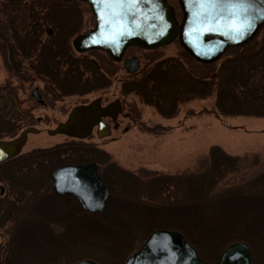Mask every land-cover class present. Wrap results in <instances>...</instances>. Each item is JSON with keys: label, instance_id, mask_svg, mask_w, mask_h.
<instances>
[{"label": "trees", "instance_id": "obj_1", "mask_svg": "<svg viewBox=\"0 0 264 264\" xmlns=\"http://www.w3.org/2000/svg\"><path fill=\"white\" fill-rule=\"evenodd\" d=\"M61 3L62 0H0V41L8 49L6 65L13 76L22 77V63L25 61L27 67L24 70L42 78L51 92L64 95L85 92L86 89H77L85 88L88 84L92 85L90 88H99L103 81L93 86L91 80L97 73L96 67L84 65L80 57L72 54L68 40L77 26L72 27L73 20L65 15ZM187 60L191 59L188 57ZM219 62V67L215 69L214 64L204 65L166 57L139 73V76L130 78L124 85V91L134 93L165 116L173 115L181 101L212 94L215 96L214 110L222 116H264L261 109L264 104L259 102L264 99V96L260 98L264 94V34L258 41L230 49ZM83 70L90 78H83ZM14 99L12 86L6 84L0 88V139L11 138L19 130V125L30 119L28 112L20 110V104ZM97 152L102 153V150L93 143L72 140L18 155L0 164V179L5 181L11 195H14L12 201H20L12 208L11 200L0 199V217L6 215L7 221H12L9 253L4 264L10 261L12 264L20 263L22 258L27 260L28 257L34 262L29 253L38 257L41 250L46 251L44 260L54 264L71 253L72 248L58 242L51 243L50 247L49 242L53 239L50 235L57 222L63 221L68 225L72 221L67 214H80L83 211L71 196H56L49 186L43 187V181L35 180L31 171L51 162L75 164L93 161L90 154ZM104 161H107V155ZM237 165L236 157H230L220 147L212 146L204 168L184 176L154 174L141 179L118 168L121 179L119 181L117 177V182L123 187L118 185V191L121 197L141 203L140 206L133 205L132 211L154 212L157 218L167 219L155 220L153 225H148V229L179 231L196 247L202 236L217 230L232 231L239 227L249 235L259 236L264 233V216L249 219L248 213H242L246 212L245 207L254 205L264 214V174L239 186L218 187L228 172L237 170ZM101 177L109 194H112L113 187L107 184L104 176ZM128 182H131L130 186ZM111 200L112 195L101 212L102 216L109 214L108 204ZM119 203L117 201L118 207ZM230 211L240 214L229 216L226 213ZM128 213L132 216L131 211ZM132 218H135L132 222L140 224L147 216ZM123 223L121 220L119 224ZM72 227L70 225L67 229L71 230ZM143 237L145 240L148 235ZM43 242L46 246L42 248Z\"/></svg>", "mask_w": 264, "mask_h": 264}, {"label": "rangeland", "instance_id": "obj_2", "mask_svg": "<svg viewBox=\"0 0 264 264\" xmlns=\"http://www.w3.org/2000/svg\"><path fill=\"white\" fill-rule=\"evenodd\" d=\"M55 1L59 2V0ZM167 2L173 7L175 17L180 22L181 11L178 1L167 0ZM61 6L65 9V15L72 18V27L77 26L76 31L68 40L72 54L80 57L84 65L90 64L96 67L97 73L91 78L93 86L100 85L102 81L103 84L96 89L90 88L92 85L88 84L85 88L77 89H86L85 92H71L66 95L51 92L48 89V84L42 78L32 75L26 69L24 70L27 67L25 61L22 63L24 72H22V77L13 76L6 65L8 49L0 41V88L6 84L12 86L15 102L20 104V110L28 112V118H30L25 120L26 122L22 120L19 130L11 138L29 126L40 130L27 135L26 143L20 155L36 148H49L66 141H78L63 134L51 135L47 129H53L59 122H63L74 106L86 104L98 97L102 99L101 105L116 99L120 101L121 110L117 118V128H113L112 123H110L111 132L104 137H98L94 128L91 135L80 140L94 143L102 150L105 157L107 155V161H104L105 157L102 153L97 152L90 154L93 161L75 163L77 165L96 163L99 176L105 177L107 184L113 187L114 192L108 194L104 208L99 212L84 210L78 201L71 196L76 200L83 213L67 214L72 218L68 225L67 223L64 224L63 221L57 222L52 229L53 234L50 235V238L53 237V242L49 243L50 247H52L51 243L57 244L58 242L59 245L63 244V246L72 248L71 253L69 252L64 257L59 258V261H55L54 264H73L84 259L94 260L99 264H124L125 260L135 253L147 239L143 240V235L149 236L151 232L157 229L150 230L147 228L148 225H153L157 219L159 221H166L167 219L157 218L154 216V212L149 214L148 211L143 213L136 210L132 211L133 205L140 206L141 203H135L133 200L121 197L117 182V177L119 181L121 179L119 177L121 173L118 174L117 169L127 171L141 179L154 174L158 176H184L204 168L210 147L218 146L226 155L236 157L238 163L237 170L228 172L218 187L223 189L239 186V184L247 181H254L264 174V116H222L214 110V94L205 98L194 97L181 101L177 104L176 112L173 115H162L154 106L144 103L134 93L125 92L124 85L130 78L141 74L142 71L149 69L154 63L166 57L181 58L187 62L197 63L181 48L178 41L174 40L168 45L156 49L128 47L119 62L113 61L107 53L100 50L80 54L73 48L72 40L75 36L93 28L95 18L85 1L62 0ZM263 34L264 27L261 28L255 40L260 39ZM129 57H136L139 61V67L133 73L127 71L123 65V61ZM188 57L191 60H187ZM212 64L217 69L220 62L217 61ZM84 77H89L85 71L83 72ZM35 87L39 89L44 101L43 104L36 102L31 95V91ZM262 96L264 94H261L260 98ZM260 100L259 102L263 105L264 99ZM261 109L264 110V107ZM64 163L55 164L51 162L37 167L38 169H32L31 172L35 175V180L43 181L41 183L43 187H51L53 170L59 166L72 164ZM23 172L26 175V172ZM127 180L129 181V178ZM130 181L132 180L130 179ZM103 183L105 184L104 181ZM129 184L131 182L127 183L128 186H130ZM0 186H3L0 199L12 201L14 195H11L4 180L0 179ZM119 186L123 188L122 185ZM110 195H112V200L108 204L109 214L102 216L101 212L104 211ZM171 197L174 198V196ZM117 201L122 203H119V207ZM16 203L19 204L20 201L10 202L12 208L18 205ZM258 207L260 206L258 205ZM245 210L246 212H243L242 215L248 213L249 219H259L264 216L254 205L245 207ZM129 211H131L132 216L130 213L127 214ZM226 214L238 216L240 212L230 211ZM143 215H146L147 218L142 223L135 224L132 222V219H135L132 217H143ZM121 220L124 221L123 224H119ZM11 225L12 221H7L6 215L0 217V264H4L9 253L7 250L11 241ZM70 225L73 227L68 230L67 227ZM223 231L218 232L217 230L213 234L202 236L198 240L197 247L189 242L201 260L206 261L203 259L206 258L209 260L206 262L213 263L218 260L226 247L240 241L249 246L254 264H264V233L259 236L256 234L249 235L248 232L242 231L239 227L236 230ZM99 236L101 237L99 238ZM41 245L42 248L46 246L45 242ZM45 254L46 251L44 250L38 253V257L29 253L35 259L34 262L28 260V257L27 260L22 258L20 263L15 262V264H51L52 261L44 260ZM7 262L9 261L7 260Z\"/></svg>", "mask_w": 264, "mask_h": 264}, {"label": "water", "instance_id": "obj_3", "mask_svg": "<svg viewBox=\"0 0 264 264\" xmlns=\"http://www.w3.org/2000/svg\"><path fill=\"white\" fill-rule=\"evenodd\" d=\"M89 4L95 17L94 27L75 36V51L100 50L119 62L130 46L156 49L177 40L188 55L201 64H211L220 59L230 48L248 43L264 27V0H247L242 6L230 5L222 0L213 6L201 5L196 0H177L181 20L177 21L173 7L167 0H135L116 6L115 14L109 15L101 0H80ZM127 71L133 73L139 67L136 57L123 61ZM31 95L43 103L37 87ZM121 105L118 99L102 106L100 98L74 106L64 122L47 132L84 139L97 126V136L109 135L110 126L102 120L116 116ZM38 132L35 127L24 128L16 137L0 139V163L20 153L28 133ZM51 187L56 195H71L88 212L104 208L108 190L101 181L96 163L63 165L51 173ZM3 186H0V194ZM73 264H99L84 259ZM124 264H254L249 246L235 242L226 247L217 261L205 262L184 235L176 230H154L143 245Z\"/></svg>", "mask_w": 264, "mask_h": 264}, {"label": "snow or ice", "instance_id": "obj_4", "mask_svg": "<svg viewBox=\"0 0 264 264\" xmlns=\"http://www.w3.org/2000/svg\"><path fill=\"white\" fill-rule=\"evenodd\" d=\"M196 2L201 5H210L214 7L215 5L221 3L222 0H196ZM224 2L237 7L247 4V0H224ZM101 3L105 5L106 11L112 10L109 11V15H114V9L116 6L124 3H135V0H101Z\"/></svg>", "mask_w": 264, "mask_h": 264}, {"label": "flooded vegetation", "instance_id": "obj_5", "mask_svg": "<svg viewBox=\"0 0 264 264\" xmlns=\"http://www.w3.org/2000/svg\"><path fill=\"white\" fill-rule=\"evenodd\" d=\"M99 98H101V97H99ZM102 102V99H100V103ZM111 102V101H110ZM43 103H44V101H43ZM42 103V104H43ZM109 103V102H108ZM85 104V103H84ZM107 104V103H106ZM106 104H104V105H106ZM118 116L119 115H117L116 116V118H118ZM106 122H108L109 124L110 123H113V121H111V119L109 118V117H104L103 118ZM117 120V119H116ZM38 129V128H37ZM93 130V129H92ZM40 130L38 129V132H39ZM92 133V132H91ZM91 135V134H90ZM63 143V142H62ZM89 143V142H88ZM60 144V143H59ZM94 144V143H93ZM95 145V144H94ZM55 146V145H54ZM96 146V145H95ZM97 147V146H96ZM50 148V147H49ZM98 148V147H97ZM39 149H48V148H36V149H34V150H32V151H35V150H39ZM50 187V186H49ZM50 189H51V191H52V187H50ZM53 192V191H52Z\"/></svg>", "mask_w": 264, "mask_h": 264}, {"label": "bare ground", "instance_id": "obj_6", "mask_svg": "<svg viewBox=\"0 0 264 264\" xmlns=\"http://www.w3.org/2000/svg\"><path fill=\"white\" fill-rule=\"evenodd\" d=\"M233 49V48H232ZM227 53V51L223 54V56ZM112 102V101H111Z\"/></svg>", "mask_w": 264, "mask_h": 264}]
</instances>
